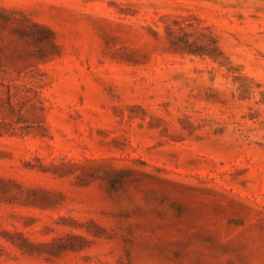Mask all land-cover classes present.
Instances as JSON below:
<instances>
[{
	"label": "rangeland",
	"instance_id": "rangeland-1",
	"mask_svg": "<svg viewBox=\"0 0 264 264\" xmlns=\"http://www.w3.org/2000/svg\"><path fill=\"white\" fill-rule=\"evenodd\" d=\"M0 264H264V0H0Z\"/></svg>",
	"mask_w": 264,
	"mask_h": 264
}]
</instances>
